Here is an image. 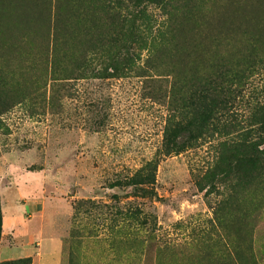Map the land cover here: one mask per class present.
<instances>
[{"label": "rangeland", "instance_id": "rangeland-1", "mask_svg": "<svg viewBox=\"0 0 264 264\" xmlns=\"http://www.w3.org/2000/svg\"><path fill=\"white\" fill-rule=\"evenodd\" d=\"M124 1L4 0L7 21L33 22L13 38L0 34V198L22 211L31 254L55 231L72 264H264V165L240 160L200 188L216 142L163 156L168 99L159 98L164 87L145 91L135 69L145 62L170 81L231 69L235 129L247 134L240 149L264 151V0L254 31L205 22L243 0L144 3L168 28L161 44L121 31L111 8ZM137 20L147 37L150 25ZM187 24L190 46L180 43ZM154 88L158 97L147 98ZM158 158L153 184L124 183ZM1 220L0 201V237Z\"/></svg>", "mask_w": 264, "mask_h": 264}, {"label": "trees", "instance_id": "trees-1", "mask_svg": "<svg viewBox=\"0 0 264 264\" xmlns=\"http://www.w3.org/2000/svg\"><path fill=\"white\" fill-rule=\"evenodd\" d=\"M0 1L1 7L4 6V0ZM169 2L170 0H125L122 6L113 4L111 10L114 18L121 26V31L125 30V34L135 30L141 42L149 40L152 44L160 39L159 44H161L165 39L161 36L159 29L160 27L165 28V30L168 28L162 24L160 26L155 24L156 21L147 11L144 3L157 5L163 10L169 6ZM259 4L260 0H243L242 3L233 6L234 12L223 7L205 22L231 26L236 31H246V29L254 31L258 19ZM35 5L36 1H33L32 6L35 7ZM1 15L7 24L6 38L8 39L14 37L13 33L18 34L21 30L24 31L22 28H28L29 31L32 27L33 19L29 23V17L15 16L16 18H12L14 21L10 19L7 21L2 10ZM137 19L142 20L146 27L150 25V34L147 37H144V29L135 25ZM243 21L247 25H243L241 23ZM194 33V25L187 24L181 35V45L190 46L188 41H191ZM127 58L128 62L131 61L134 54H129ZM149 67L144 62L141 68H135L141 74L140 77L146 78L143 83L144 90L148 89L147 85L158 86L157 88L160 89L164 87L159 98H167L169 104L167 108L168 119L164 128V142L161 149L162 155H177L183 151L196 148L201 143L211 139L216 142L211 165L196 180V184L200 188L205 187L201 185L203 181L206 185L213 187L221 179L231 176L240 160L245 164H253L255 167L264 165L263 150H257L251 145L240 142L244 144L242 150L238 144L237 137L239 135L243 137L247 134H238L235 129L232 107L236 98L232 97L234 96L235 85H237V76L231 69H225L220 64L211 73L200 77L177 72L174 79L170 81L166 75L150 73ZM129 71L131 70L129 69ZM144 95L147 98L158 97L155 88ZM241 153L242 156H240ZM159 161L158 158L146 162L130 178H126L124 183L129 187L153 184ZM0 264H31V258L1 262Z\"/></svg>", "mask_w": 264, "mask_h": 264}, {"label": "crops", "instance_id": "crops-1", "mask_svg": "<svg viewBox=\"0 0 264 264\" xmlns=\"http://www.w3.org/2000/svg\"><path fill=\"white\" fill-rule=\"evenodd\" d=\"M1 201V237H0V262L13 261L23 258H31V264H69V251L67 243L57 235L54 231L52 234L48 233L45 237L38 238L37 251L31 254L29 247L32 241V236L29 227L26 226L25 231L20 230L18 225L24 218L22 211L19 210L12 202H6L3 198ZM14 204V203H13ZM41 235L43 226L38 227ZM53 231V230H52ZM27 233V234H25ZM26 238V239H25ZM43 239H46L45 242ZM22 240V241H20ZM15 241L20 244L16 245ZM30 248V249H29ZM52 248V249H51ZM49 256L48 259L43 260V250ZM3 251V252H2ZM49 260V262L47 261Z\"/></svg>", "mask_w": 264, "mask_h": 264}, {"label": "bare ground", "instance_id": "bare-ground-1", "mask_svg": "<svg viewBox=\"0 0 264 264\" xmlns=\"http://www.w3.org/2000/svg\"><path fill=\"white\" fill-rule=\"evenodd\" d=\"M27 1V0H26ZM19 2V1H18ZM33 2V1H32ZM1 1H0V34L3 35V38H6L7 36V24H6V21L5 19L2 18V15H1V8H3V6L1 7ZM4 5V4H3ZM5 6V5H4ZM29 7V6H28ZM28 14V13H27ZM28 19V18H26ZM13 20V19H12ZM14 21V20H13ZM32 24V23H31ZM21 30V29H20ZM22 31V30H21Z\"/></svg>", "mask_w": 264, "mask_h": 264}]
</instances>
